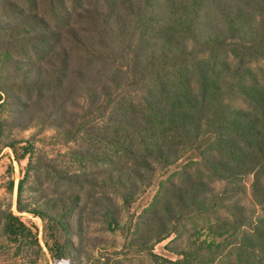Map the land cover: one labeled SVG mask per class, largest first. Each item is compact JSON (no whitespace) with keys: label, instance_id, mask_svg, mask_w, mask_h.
I'll return each mask as SVG.
<instances>
[{"label":"trees","instance_id":"16d2710c","mask_svg":"<svg viewBox=\"0 0 264 264\" xmlns=\"http://www.w3.org/2000/svg\"><path fill=\"white\" fill-rule=\"evenodd\" d=\"M47 5L63 7L59 14L79 24H66L67 47L39 66L28 62L32 72L20 61L10 64L11 73L0 71V154L7 130L34 122L63 132L68 143L84 132L72 152L77 173L46 160L33 166L31 159L26 171L35 174L41 198L50 195L80 232L87 213L116 230L119 201L130 207L157 173L186 156L180 180L162 184L158 205L141 218L142 248L185 232L190 248L174 251L182 259L170 264H216L227 254L234 264H264V0ZM18 10L15 2L0 4L3 15ZM50 38L35 34L1 48L24 54L25 46L38 50ZM5 79L9 90L27 93L25 107L20 96L4 93ZM25 154L23 160L31 158ZM198 218L209 222V235L196 245L193 238L202 235L184 224L195 227ZM0 226L14 242H32L31 229L14 213H0Z\"/></svg>","mask_w":264,"mask_h":264},{"label":"rangeland","instance_id":"374dc122","mask_svg":"<svg viewBox=\"0 0 264 264\" xmlns=\"http://www.w3.org/2000/svg\"><path fill=\"white\" fill-rule=\"evenodd\" d=\"M1 1V5L15 2L20 9L17 14L3 15L0 13V71L2 73H11L10 64L15 61H20L23 65L22 69L32 72L28 62L34 61L39 66L41 65L40 60H46L47 57L48 59L52 58L56 51L67 47L68 39L71 36L66 31L69 28L66 24L74 26L79 24L75 21L74 16L72 19L66 20L65 15L59 14L63 13V7L48 8L47 4H52V0ZM45 10L48 12L44 13ZM24 19H27L28 23H32L30 28L22 29L23 26L17 25L23 23ZM39 21L43 26L37 24ZM10 26H12V30H10ZM32 27L36 30L34 31ZM35 34H46L51 38L42 41L38 50L25 46L28 49L24 54L19 53L18 50L1 48V44L16 39L22 40ZM38 51H41L43 58L37 54ZM1 86L5 94L20 96L22 100L20 104L23 107L30 102L25 96L27 95L25 91L21 89L9 90L7 79L2 81ZM73 88L74 86H72ZM37 97L35 94V99ZM81 104L86 103L81 101ZM21 109L27 111L25 108ZM6 111V109L2 110L3 119L7 117ZM34 123L33 126L26 129L7 130L2 136L0 213H14L31 229L33 234L30 244L16 243L4 234L2 226H0V264H170L182 259L174 251H186L190 248L189 238L185 232H181L180 235L174 234L161 244L147 245V248H142L143 243L140 236L146 233L141 218L146 217L154 204L158 205L155 202L162 184H166L170 180L174 182L180 180L182 169L188 161L186 156L169 172L157 173L152 185L144 187L130 207L123 204L122 200L119 201L123 214L116 230L108 228L101 218L94 222L89 221V213H87L85 215V230L80 232L76 220L69 219L67 215L63 214L57 203L49 201L50 195L46 200L41 198V193L36 192L35 174L32 172L27 176L26 171L31 159L33 166L46 160L62 167L67 172L77 173L80 166L72 156V152L82 145L84 132H78L77 139L68 143L61 136L63 132L60 133L41 122ZM27 152L32 153L31 158L28 155L23 160L22 157L27 155L25 154ZM67 192L70 193L71 190L68 189ZM249 206L251 205L249 204ZM21 207L26 211L21 212ZM46 207L50 208L45 216H34V210L42 212ZM59 210L60 212L56 214ZM189 218L191 217L187 216V219ZM195 221L197 224L195 227L189 223L184 226L185 229L198 233L199 236L202 235V239H199L198 236L193 238V241L198 245L199 241H207L209 222L201 218L195 219ZM73 250H77V253H74ZM64 257L65 259L61 260ZM234 263L235 261L231 260L227 254L216 264Z\"/></svg>","mask_w":264,"mask_h":264}]
</instances>
